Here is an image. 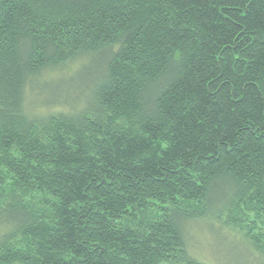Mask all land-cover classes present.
<instances>
[{"label": "trees", "instance_id": "1", "mask_svg": "<svg viewBox=\"0 0 264 264\" xmlns=\"http://www.w3.org/2000/svg\"><path fill=\"white\" fill-rule=\"evenodd\" d=\"M203 220L264 263V0H0V264H206Z\"/></svg>", "mask_w": 264, "mask_h": 264}, {"label": "rangeland", "instance_id": "2", "mask_svg": "<svg viewBox=\"0 0 264 264\" xmlns=\"http://www.w3.org/2000/svg\"><path fill=\"white\" fill-rule=\"evenodd\" d=\"M86 62V63H84ZM88 61L68 65L62 71L44 72L27 89V112L44 116L56 110L69 111L70 105L76 110L86 107L88 102L87 85L81 78V71ZM83 63V64H82ZM86 86V87H85ZM5 231L0 226V235ZM188 243L192 256L206 264H264L250 251L240 231L221 226L219 222L203 220L188 227ZM250 248V249H249ZM256 254V253H255Z\"/></svg>", "mask_w": 264, "mask_h": 264}]
</instances>
